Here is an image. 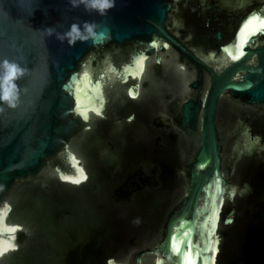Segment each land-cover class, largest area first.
I'll use <instances>...</instances> for the list:
<instances>
[{"label": "water", "instance_id": "1", "mask_svg": "<svg viewBox=\"0 0 264 264\" xmlns=\"http://www.w3.org/2000/svg\"><path fill=\"white\" fill-rule=\"evenodd\" d=\"M73 23L97 36L57 39ZM262 23L264 0H0L28 69L0 105V264H264Z\"/></svg>", "mask_w": 264, "mask_h": 264}, {"label": "clouds", "instance_id": "2", "mask_svg": "<svg viewBox=\"0 0 264 264\" xmlns=\"http://www.w3.org/2000/svg\"><path fill=\"white\" fill-rule=\"evenodd\" d=\"M74 7L83 5L86 11H95L100 15H105L106 12L115 6L116 0H71ZM94 23H86L81 27L73 23L63 35H57V39L62 42L67 40L69 45H73L76 41H87L97 36ZM48 34H52V29H47ZM28 71L25 66H22L15 60L7 58L0 59V105H7L9 108L17 107L20 100V87L17 84ZM0 111L3 108L0 107ZM131 119V118H129ZM87 177H84L86 179ZM235 193V189H233ZM244 193L241 192V195ZM19 229L17 227H4L2 231L6 234L5 239H0V258L10 251H16L15 233Z\"/></svg>", "mask_w": 264, "mask_h": 264}, {"label": "snow or ice", "instance_id": "3", "mask_svg": "<svg viewBox=\"0 0 264 264\" xmlns=\"http://www.w3.org/2000/svg\"><path fill=\"white\" fill-rule=\"evenodd\" d=\"M254 22H255V18L250 19V20L248 21V23L245 25V28H248L249 25L254 24ZM260 27L264 28V23H262V24L260 25ZM249 34H250V33H249ZM85 118H86V117H85ZM82 180H84V176H83V175H81V176L79 177V179L76 180V181H74V182H75V183H80V181H82ZM233 194H234V192H233Z\"/></svg>", "mask_w": 264, "mask_h": 264}]
</instances>
